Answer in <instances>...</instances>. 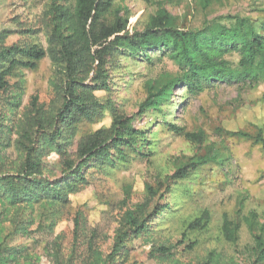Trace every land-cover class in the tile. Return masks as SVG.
Listing matches in <instances>:
<instances>
[{"label": "trees", "instance_id": "obj_1", "mask_svg": "<svg viewBox=\"0 0 264 264\" xmlns=\"http://www.w3.org/2000/svg\"><path fill=\"white\" fill-rule=\"evenodd\" d=\"M15 1L26 4L33 0ZM164 1L172 0H146L155 11L141 30L132 27L127 10L116 7L115 0H49L42 27H24L15 20L19 29L0 30V134H10L9 126H13L20 105V81L11 84L10 80L21 77L22 70H35L46 56L52 63L51 87L56 95L48 109L32 98L14 145L16 158L0 154V224L10 225L6 238L34 232L37 212L67 204L68 196L88 183L90 169L114 168L132 157L144 158L142 150L150 145L147 130L136 128L134 118L149 110L160 112L174 91L183 88L190 97H196L217 84L249 90L264 86V21L256 28L247 18L225 16L189 28L177 23ZM188 1L194 10L201 11L213 2ZM224 20L230 23L223 24ZM40 33L46 38V49L31 42ZM15 34L20 37L9 42ZM232 55L237 56L235 64L228 59ZM119 57L144 58L150 64L166 58L177 68L175 74L162 73L148 82L145 99L134 116L117 113L110 97V72ZM97 93L104 96L98 97ZM105 111L114 117L109 128L97 129L73 145L78 125ZM164 124L194 146L206 143L202 130L186 132L174 124ZM217 132L264 149L261 127L254 126L252 132ZM8 147L0 141V151L4 153ZM204 150L194 162L176 169L169 179L180 181L199 166L222 162L209 146ZM165 184L167 187L168 181ZM147 190L149 198H155L156 191L149 186ZM148 202L124 213L110 252L103 257L95 255L91 264H122L129 260V243L147 233ZM163 209H169V205ZM209 221L210 214L203 211L187 224L186 230L202 231ZM242 223L252 237L256 264H264V210L261 215L249 212ZM238 233L239 225L223 215L224 241L236 243ZM168 251L160 246L155 252L165 255ZM22 252L20 246L6 248L0 243V264L15 262Z\"/></svg>", "mask_w": 264, "mask_h": 264}, {"label": "rangeland", "instance_id": "obj_2", "mask_svg": "<svg viewBox=\"0 0 264 264\" xmlns=\"http://www.w3.org/2000/svg\"><path fill=\"white\" fill-rule=\"evenodd\" d=\"M164 2L177 23L189 28H199L204 21L225 16L247 18L256 28L264 21V0H213L206 11L194 10L188 0ZM48 3L49 0L26 4L0 0V30L19 29L15 20L24 27H42ZM115 6L127 10L129 21L137 30L155 11L146 0H115ZM19 37L15 34L9 42ZM31 42L47 48L42 33L31 38ZM228 59L237 62L236 55ZM176 72L177 68L166 58L150 64L144 58L119 57L116 68L110 72V97L116 112L127 117L136 115L148 82L162 73ZM21 74L10 80L11 84L20 81V105L13 117L14 124L9 126L10 134H0V141L9 145L0 154L11 160L16 158L14 145L32 98L48 109L56 96L51 87L53 67L49 57L43 58L35 70H22ZM113 118L105 111L80 123L73 145L97 129L109 128ZM165 122L186 132L202 130L205 145L190 144L170 132ZM133 125L147 130L150 145L142 150L144 158L132 157L114 168L90 169L88 183L70 194L67 204L37 212L30 235L6 238L10 225L0 224V243L6 248L23 249L19 259L6 264H91L95 255L103 257L110 252L124 213L145 201H149L147 233L129 243V260L122 264H256L252 237L242 218L249 212L261 215L264 210V149L217 131L252 132L254 126L264 130V86L249 90L217 84L196 97H190L181 88L173 92L160 112L149 110L136 116ZM208 146L222 162L199 166L180 181L169 179L176 169L203 155ZM54 159L52 156L51 160ZM148 186L156 191L153 199L149 198ZM166 205L169 209H163ZM203 211L210 214L207 227L187 232V224ZM223 215L239 225L234 244L225 242L221 235ZM160 246L169 251L157 254Z\"/></svg>", "mask_w": 264, "mask_h": 264}]
</instances>
